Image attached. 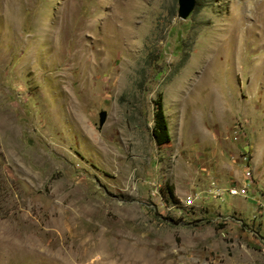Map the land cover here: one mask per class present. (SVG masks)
Masks as SVG:
<instances>
[{
	"label": "rangeland",
	"instance_id": "obj_1",
	"mask_svg": "<svg viewBox=\"0 0 264 264\" xmlns=\"http://www.w3.org/2000/svg\"><path fill=\"white\" fill-rule=\"evenodd\" d=\"M101 1L0 0V264H264V0Z\"/></svg>",
	"mask_w": 264,
	"mask_h": 264
},
{
	"label": "bare ground",
	"instance_id": "obj_2",
	"mask_svg": "<svg viewBox=\"0 0 264 264\" xmlns=\"http://www.w3.org/2000/svg\"><path fill=\"white\" fill-rule=\"evenodd\" d=\"M124 1L125 0H114L115 7L118 10L110 16L108 21L106 20L105 22H103L104 24H102V27L99 31V34L101 35V37H98L96 35V30L93 29L94 25L93 27L90 25L89 26L86 25V26H83L82 28H75V31L73 30V28L68 29L67 26H65V28H63L64 30L62 31L65 38L66 39L70 38V41L73 42L72 46H80V39L85 35L86 32H89L94 36L93 41L98 43V40H99V43L103 46V48L108 47V48H117L118 51L121 50V44H122L123 38H125V35H126L125 26L128 24L130 25V23L133 22V18H134L131 12V8L129 11V7L128 5L125 4ZM100 2L102 1L100 0ZM98 4H99V0H98ZM102 6L103 5H101V8L103 9ZM100 19L96 18L95 21L97 20L100 23ZM102 19L104 20L105 17H102ZM63 41H64V38H63ZM83 58H86V57L83 56Z\"/></svg>",
	"mask_w": 264,
	"mask_h": 264
},
{
	"label": "trees",
	"instance_id": "obj_3",
	"mask_svg": "<svg viewBox=\"0 0 264 264\" xmlns=\"http://www.w3.org/2000/svg\"><path fill=\"white\" fill-rule=\"evenodd\" d=\"M155 120L154 127L152 130V135L155 139V142L158 145L168 142V130H167V121L163 114L162 103L160 98L155 102Z\"/></svg>",
	"mask_w": 264,
	"mask_h": 264
},
{
	"label": "water",
	"instance_id": "obj_4",
	"mask_svg": "<svg viewBox=\"0 0 264 264\" xmlns=\"http://www.w3.org/2000/svg\"><path fill=\"white\" fill-rule=\"evenodd\" d=\"M177 18L186 20L195 8L196 0H177ZM106 119L105 113L99 116V126L102 127Z\"/></svg>",
	"mask_w": 264,
	"mask_h": 264
},
{
	"label": "built area",
	"instance_id": "obj_5",
	"mask_svg": "<svg viewBox=\"0 0 264 264\" xmlns=\"http://www.w3.org/2000/svg\"><path fill=\"white\" fill-rule=\"evenodd\" d=\"M249 175V173H248ZM228 195L229 196H232V197H244L247 195V187L246 186H243L241 187L240 190H228ZM193 201V199H191V202Z\"/></svg>",
	"mask_w": 264,
	"mask_h": 264
}]
</instances>
